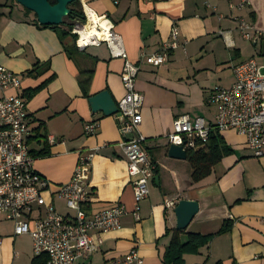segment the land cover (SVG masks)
Returning a JSON list of instances; mask_svg holds the SVG:
<instances>
[{
    "label": "crops",
    "instance_id": "0c3cea01",
    "mask_svg": "<svg viewBox=\"0 0 264 264\" xmlns=\"http://www.w3.org/2000/svg\"><path fill=\"white\" fill-rule=\"evenodd\" d=\"M114 1L79 0L80 6L110 19L128 61L139 66L135 91L142 121L138 133L155 167L149 196L139 205V221L131 214L133 193L127 162L118 148V122L115 116L92 113L88 103L90 97L106 91L117 105L125 95L120 81L124 62L111 58L105 45L80 52L73 37L61 38L64 28H43L0 0V66L21 82L19 90L0 97L17 95L25 102L27 144L34 171L49 182L46 199L58 213L70 214L56 192L70 180L79 155L98 149L91 161L84 211L92 216L119 204L126 209L120 228L101 235V248L76 264L121 261L134 247L142 264H163L176 230L174 208L166 209L164 204L177 205L181 200L198 204L197 214L181 231V241H186V235L212 237L197 254L184 255L182 264H264V158L253 159L236 133H219L232 154L205 179L192 183L189 164L170 159L167 143L177 117L214 123L215 108L205 99L215 86L228 88L234 82L232 68L239 50L233 19H249L264 34V0H249L243 11L230 8L238 0H117L116 5ZM172 27L178 31L179 47L170 52L167 63L154 68L139 62L141 55L160 51L170 40ZM220 31L227 33L225 39ZM36 63L44 71L28 75ZM50 76L53 79L28 98L27 92ZM90 122L97 128L88 136L84 126ZM225 224L228 230L220 233ZM34 258L31 238L14 237L13 224L0 215V264H32Z\"/></svg>",
    "mask_w": 264,
    "mask_h": 264
},
{
    "label": "built area",
    "instance_id": "2783aa9c",
    "mask_svg": "<svg viewBox=\"0 0 264 264\" xmlns=\"http://www.w3.org/2000/svg\"><path fill=\"white\" fill-rule=\"evenodd\" d=\"M140 2L144 0H132ZM117 0L114 1L116 5ZM250 6L249 0H238L230 8L243 11ZM83 18L75 20L67 32L75 37L74 44L80 52L89 47L105 45L109 55L121 59L124 64L120 81L125 91L117 103L121 141L118 148L127 162V174L131 179L134 221H139V205L149 196V184L155 167L147 150L145 139L138 133L142 117L139 111L140 97L135 91L139 66L128 61L122 40L106 15L98 16L81 4ZM91 18H94L92 21ZM236 30L244 40L257 43L264 34L243 17L233 19ZM92 23V24H91ZM93 30H88V26ZM219 35L225 39L226 32ZM179 47L178 31L172 27L170 40L160 51L141 55L139 62L154 68L165 65L171 51ZM264 66L249 60L232 68L234 82L228 88L215 86L206 96L208 106L215 108L214 123L202 118L180 116L174 119L167 135L169 146L182 147L186 152L195 149L196 143H205L211 131H232L241 136L253 159L264 158ZM18 76L0 66V93L19 90ZM97 124L84 126L85 135H93ZM29 133L25 102L17 95L0 97V215L13 224L14 237L29 236L34 257H45L46 264H76L87 259L103 245L101 235L120 228V218L126 214L124 205H116L87 216L84 211L89 201L88 181L91 161L98 149L80 154L70 180L61 185L56 195L70 214L56 211L46 195L49 182L33 169V158L27 144ZM50 143L51 140H50ZM174 201H165V208L175 207ZM96 233V236L92 235ZM136 248H132L122 260L106 264H142Z\"/></svg>",
    "mask_w": 264,
    "mask_h": 264
},
{
    "label": "trees",
    "instance_id": "16d2710c",
    "mask_svg": "<svg viewBox=\"0 0 264 264\" xmlns=\"http://www.w3.org/2000/svg\"><path fill=\"white\" fill-rule=\"evenodd\" d=\"M50 5L55 4L54 1H49ZM80 2L76 0L68 6L70 14L66 17L59 27H52L53 29H63L60 31L61 38L71 36L66 29H70L72 23L75 20H81L83 14L80 9ZM25 15L31 14V12L23 9ZM50 28V27H43ZM73 37V36H71ZM75 37H73L74 39ZM43 65L36 63L33 66V69L28 73V75L34 74L35 76L42 73ZM53 79V76H50L42 85L38 88L27 92L28 98L32 97L40 88L45 86L49 81ZM232 150L226 145L224 140L221 138L219 133L216 130H213L209 134V138L205 143H196L195 149L186 151V161L190 166V180L192 183H198L201 180L205 179L211 174L212 169L225 157L230 156ZM229 225L225 224L221 229L220 233H224L228 230ZM183 234L181 231L174 230L171 236L170 243L166 248L162 261L163 264H182V258L184 255H195L198 251L207 245V243L212 238L211 236H200V235H186V241L182 242L180 235ZM32 264H46L45 257H35L32 261Z\"/></svg>",
    "mask_w": 264,
    "mask_h": 264
},
{
    "label": "water",
    "instance_id": "95a60500",
    "mask_svg": "<svg viewBox=\"0 0 264 264\" xmlns=\"http://www.w3.org/2000/svg\"><path fill=\"white\" fill-rule=\"evenodd\" d=\"M49 1L55 4L50 5ZM76 0H15L23 9L31 12L36 17L37 23L42 27H59L63 19L70 14L68 6ZM92 113H101L105 117L114 116L117 113V105L110 95L100 92L88 99ZM168 157L170 159L184 161L186 152L182 147L169 146ZM176 218V230L184 231L193 217L198 212V204L194 201L181 200L174 207Z\"/></svg>",
    "mask_w": 264,
    "mask_h": 264
},
{
    "label": "rangeland",
    "instance_id": "374dc122",
    "mask_svg": "<svg viewBox=\"0 0 264 264\" xmlns=\"http://www.w3.org/2000/svg\"><path fill=\"white\" fill-rule=\"evenodd\" d=\"M4 3H6L7 8L12 11H16L19 13L23 19L29 20V21H36V17L33 13L27 15H24L23 8L18 5L15 0H2ZM81 9V7H80ZM246 20V19H245ZM64 21H66V17L64 18ZM250 24H252L251 21L246 20ZM233 38L236 43V47L239 50V57L235 60H238L237 64L254 60L258 66H264V38H261L255 45L252 41L244 40L240 33L236 30V27L234 29ZM236 64V65H237ZM264 74V69L261 71ZM27 237V236H23ZM24 242L27 244L28 239L24 238Z\"/></svg>",
    "mask_w": 264,
    "mask_h": 264
},
{
    "label": "bare ground",
    "instance_id": "6f19581e",
    "mask_svg": "<svg viewBox=\"0 0 264 264\" xmlns=\"http://www.w3.org/2000/svg\"><path fill=\"white\" fill-rule=\"evenodd\" d=\"M91 19H92V21H94V18H91ZM91 24H90V26H88V28H87L88 30H93V27L91 26Z\"/></svg>",
    "mask_w": 264,
    "mask_h": 264
}]
</instances>
